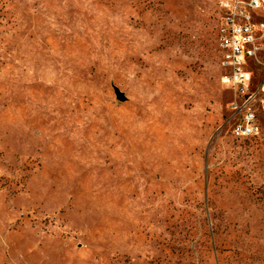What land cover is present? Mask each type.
Returning <instances> with one entry per match:
<instances>
[{
    "label": "rangeland",
    "instance_id": "obj_1",
    "mask_svg": "<svg viewBox=\"0 0 264 264\" xmlns=\"http://www.w3.org/2000/svg\"><path fill=\"white\" fill-rule=\"evenodd\" d=\"M224 1L0 0V264H264V63L221 83Z\"/></svg>",
    "mask_w": 264,
    "mask_h": 264
},
{
    "label": "built area",
    "instance_id": "obj_2",
    "mask_svg": "<svg viewBox=\"0 0 264 264\" xmlns=\"http://www.w3.org/2000/svg\"><path fill=\"white\" fill-rule=\"evenodd\" d=\"M261 3V0L222 3L228 11L217 31L222 70L220 80L238 93L246 91L252 78L249 63L258 60V57L263 58L264 63V19L256 12ZM251 97L247 95L242 106L233 108L230 132L236 138L250 137L260 132L259 117L255 109L248 105Z\"/></svg>",
    "mask_w": 264,
    "mask_h": 264
}]
</instances>
